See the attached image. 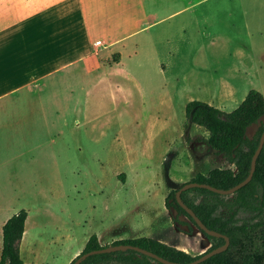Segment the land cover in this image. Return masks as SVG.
<instances>
[{"label":"crops","instance_id":"0c3cea01","mask_svg":"<svg viewBox=\"0 0 264 264\" xmlns=\"http://www.w3.org/2000/svg\"><path fill=\"white\" fill-rule=\"evenodd\" d=\"M146 67L163 82V104L234 94L220 72L264 75V0H0L1 235L20 211L7 208L23 200L47 220L61 138L79 126L68 128L75 92L115 101L130 69ZM257 91L264 97V80Z\"/></svg>","mask_w":264,"mask_h":264},{"label":"rangeland","instance_id":"374dc122","mask_svg":"<svg viewBox=\"0 0 264 264\" xmlns=\"http://www.w3.org/2000/svg\"><path fill=\"white\" fill-rule=\"evenodd\" d=\"M224 64L228 67L231 62ZM220 73L233 86L234 94L223 89L176 97L170 93L173 102L163 104V82L148 67L144 72L130 69L115 101L105 90H92L85 102L84 94L77 90L67 115L70 130L76 120L79 126L61 138L58 185L54 198L47 199V220H39L35 207H24L25 200L6 211L31 210L19 245L22 263L71 264L91 236L103 247L119 240L150 238L183 249L191 257L214 246L215 242L194 229L195 235L176 230L165 200L197 174L234 169L210 148L202 154V140L208 138L203 128L189 125L184 129L186 98L198 97L193 101L230 113L240 105L242 96L258 92L264 80V75L255 72L246 77L230 75L228 69ZM171 80L168 76L164 81ZM188 199L196 204L202 197L191 193ZM223 213L221 209L216 215ZM178 222L192 225L184 216ZM237 241L242 250L260 248L253 235ZM98 264L121 263L113 259Z\"/></svg>","mask_w":264,"mask_h":264},{"label":"trees","instance_id":"16d2710c","mask_svg":"<svg viewBox=\"0 0 264 264\" xmlns=\"http://www.w3.org/2000/svg\"><path fill=\"white\" fill-rule=\"evenodd\" d=\"M263 115L264 97L256 91L248 92L241 104L230 113L198 101L187 103L184 129L189 125L203 128L208 133V138L202 140L204 144L234 168L212 169L207 175L197 174L189 183L207 184L220 190H228L242 182L249 174L251 158L264 131V123H261L251 139L245 136V131ZM175 192H170L165 200V207L177 214V218L172 219L173 224L178 222L179 216L186 217L192 223L191 217L177 204ZM191 193L199 194L202 200L196 204L190 202L188 195ZM226 198L231 200L226 201ZM181 201L194 212L208 230L229 238L230 244L226 251L201 264H264V145L256 160L251 181L233 195L223 196L205 189L193 188L181 194ZM221 209L225 210V213L216 215ZM26 218L27 212L20 210L3 225L0 264H23L19 255V245L23 238ZM187 226L189 230L183 233L193 235L192 228ZM203 235L208 241L215 242L209 250L224 244L223 239H216L204 233ZM249 235L260 241L257 252L242 250L239 246L237 238ZM116 245L135 246L176 263H190L199 257H191L184 251L145 237L115 241L111 246ZM105 247L99 244L96 236H91L81 254ZM113 259L121 264H161L134 251L94 255L81 264H98Z\"/></svg>","mask_w":264,"mask_h":264},{"label":"water","instance_id":"95a60500","mask_svg":"<svg viewBox=\"0 0 264 264\" xmlns=\"http://www.w3.org/2000/svg\"><path fill=\"white\" fill-rule=\"evenodd\" d=\"M261 123H264V115L257 121V123L252 124L250 127H248L245 131V136L248 139H251L256 130L258 129V127L261 125ZM264 145V131L262 132V135L260 137L259 140V144L258 147L256 148L254 154L252 155L251 158V164H250V171L248 176L239 184H237L236 186L228 189V190H220L214 187H211L207 184H198V183H187L182 185L176 192H175V199L177 204L191 217L192 219V224L191 228L196 230L198 233H200L204 238L205 236L203 235L206 234L207 236L216 238V239H223L224 240V244L220 247H217L215 249H211V250H207L204 253L200 254L199 257L197 259H195L194 261L190 262V263H176V262H172V261H168L166 259H163L149 251H146L144 249H140L138 247L135 246H131V245H116V246H108L96 251H90L88 253H83L80 254L79 256H77L72 262L71 264H81L83 261H85L88 257L90 256H94V255H101V254H111V253H115V252H126V251H134L136 253L145 255L161 264H201L204 261H206L207 259L218 255L220 253H223L224 251L227 250V248L229 247V238L225 235H222L220 233L214 232V231H210L208 230L203 224L202 222L199 220V218L194 214V212L188 208L182 201H181V194L189 189H193V188H198V189H205L208 190L212 193L218 194V195H223V196H228V195H233L236 191H238L239 189H241L242 187H244L245 185H247L253 176V173L255 171V166H256V160L263 148ZM208 146L207 145H203V149H202V154L207 153L208 151ZM170 214H171V218L172 219H176L177 218V214L173 211V210H169ZM191 223V222H190ZM173 227L178 230V231H182L183 232H187L188 226L187 225H182L178 222H175L173 224ZM194 233V232H193ZM206 239V238H205Z\"/></svg>","mask_w":264,"mask_h":264},{"label":"bare ground","instance_id":"6f19581e","mask_svg":"<svg viewBox=\"0 0 264 264\" xmlns=\"http://www.w3.org/2000/svg\"><path fill=\"white\" fill-rule=\"evenodd\" d=\"M199 234H200V233H199ZM199 234H198V235H199ZM208 248H209V247H207L206 249H208Z\"/></svg>","mask_w":264,"mask_h":264},{"label":"flooded vegetation","instance_id":"af4514ba","mask_svg":"<svg viewBox=\"0 0 264 264\" xmlns=\"http://www.w3.org/2000/svg\"><path fill=\"white\" fill-rule=\"evenodd\" d=\"M202 149H203V146H202ZM208 152V151H207ZM190 221V220H189Z\"/></svg>","mask_w":264,"mask_h":264}]
</instances>
